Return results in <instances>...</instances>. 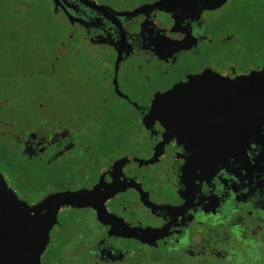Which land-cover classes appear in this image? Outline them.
I'll list each match as a JSON object with an SVG mask.
<instances>
[{
    "label": "flooded vegetation",
    "instance_id": "1",
    "mask_svg": "<svg viewBox=\"0 0 264 264\" xmlns=\"http://www.w3.org/2000/svg\"><path fill=\"white\" fill-rule=\"evenodd\" d=\"M14 1L24 18L0 32V174L29 206L79 196L59 208L41 263L264 260V125L240 134L195 83L264 69V0ZM40 2L51 26L28 27ZM187 83L183 114H153Z\"/></svg>",
    "mask_w": 264,
    "mask_h": 264
},
{
    "label": "water",
    "instance_id": "2",
    "mask_svg": "<svg viewBox=\"0 0 264 264\" xmlns=\"http://www.w3.org/2000/svg\"><path fill=\"white\" fill-rule=\"evenodd\" d=\"M211 76L204 74L195 82L200 86L203 106L217 108L216 113L223 116H238L240 134L249 132L254 139L260 136L264 125V69L235 81ZM191 84H178L161 95L152 107L153 114L166 118L172 113L170 107L183 114L184 96ZM173 100L174 106L171 105ZM246 147L238 145L236 152L243 153ZM77 197L54 194L29 206L18 198L0 174V264H42L41 256L57 222L59 208ZM43 210H46L45 215L41 214Z\"/></svg>",
    "mask_w": 264,
    "mask_h": 264
},
{
    "label": "trees",
    "instance_id": "3",
    "mask_svg": "<svg viewBox=\"0 0 264 264\" xmlns=\"http://www.w3.org/2000/svg\"><path fill=\"white\" fill-rule=\"evenodd\" d=\"M14 3H15L14 0H0V6H5L8 12L7 15L10 14V9L13 7ZM50 26H51V19L49 17V10L47 9L46 4L44 2H40L34 5L32 17L28 22V27L37 28V27H50ZM10 69L8 66L2 67L1 71L4 70V72L0 73V81L5 79L3 77H5L7 71ZM1 139H3V137L0 136V140ZM1 145L2 143L0 141V146ZM1 151H2V155H0V163L7 165V161H5L6 156L3 154L5 152V147H2ZM155 259L166 264H186L185 258L181 254L174 252L155 255Z\"/></svg>",
    "mask_w": 264,
    "mask_h": 264
},
{
    "label": "rangeland",
    "instance_id": "4",
    "mask_svg": "<svg viewBox=\"0 0 264 264\" xmlns=\"http://www.w3.org/2000/svg\"><path fill=\"white\" fill-rule=\"evenodd\" d=\"M7 13L8 12H7L6 8H5V6H0V20H1V22H0V32H2V30L5 31V28L12 27V21L14 20V18L19 19V20H22L24 18V17L19 16L18 13L14 14L12 8L10 9V13H11L10 16L7 15ZM19 29H20V32H21V38H23L24 37L23 30H25V28L23 26H21ZM0 172L2 174H4V170H2L1 168H0ZM17 194H19L22 199L27 198L26 195L24 194V192H22V190L17 189ZM259 258L260 257L252 255L248 259L245 260L244 264H264V260L259 259ZM188 263L189 264H234V262L231 261V260L225 261V260H219V259H214V258H210L206 262L204 261V262H201V263H199L197 261L196 262L188 261ZM156 264H166V263L158 262ZM236 264H241V263H236Z\"/></svg>",
    "mask_w": 264,
    "mask_h": 264
}]
</instances>
